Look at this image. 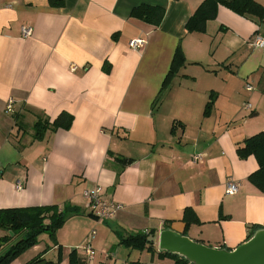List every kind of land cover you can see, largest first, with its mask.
Instances as JSON below:
<instances>
[{"label":"crops","instance_id":"crops-1","mask_svg":"<svg viewBox=\"0 0 264 264\" xmlns=\"http://www.w3.org/2000/svg\"><path fill=\"white\" fill-rule=\"evenodd\" d=\"M202 1L0 0V209L69 207L52 246H65L67 259L71 250L85 258L92 231L86 264H129L150 254L122 245L128 234H153L157 244L172 228L234 248L264 226V191L247 179L257 159L236 153L264 130V46L252 45L264 38V18L221 5L203 31H189ZM143 2L164 7L159 25L130 15ZM133 38L143 46L131 48ZM63 111L69 127L34 138V121ZM228 179L239 182L234 194ZM93 184L123 204L114 218L86 211L82 192ZM187 207L200 223L187 227ZM30 249L9 264L43 252Z\"/></svg>","mask_w":264,"mask_h":264},{"label":"trees","instance_id":"trees-1","mask_svg":"<svg viewBox=\"0 0 264 264\" xmlns=\"http://www.w3.org/2000/svg\"><path fill=\"white\" fill-rule=\"evenodd\" d=\"M226 6L235 13L256 18L262 21L264 18V6L256 0H203L196 8V11L189 17L185 26L187 30L203 31L206 21L215 17L219 6ZM165 9L163 6L139 4L132 8L131 14L153 25H159L163 19ZM212 98V97H211ZM212 103V99L206 102L205 112ZM72 115L66 111L50 120L41 118L34 121V138H42L45 131L56 127H69ZM236 146V153L240 158L254 155L258 162V168L248 175V180L261 191H264V130L247 136ZM69 207L58 206L57 204L10 207L0 209V264H8L15 257L37 244V237L42 233H48L54 238L57 231L63 226L70 214ZM183 220L186 225L200 223L195 212L187 207L184 209ZM125 247L137 251H147L152 259H169L172 262L166 264H193L179 255L158 250L155 235L145 232L128 234L120 240ZM68 264H86L85 258H80L76 251L71 250L68 254ZM159 264V262H153ZM26 264H50L44 257V253H39L31 258ZM129 264H145L139 259L129 260Z\"/></svg>","mask_w":264,"mask_h":264},{"label":"water","instance_id":"water-1","mask_svg":"<svg viewBox=\"0 0 264 264\" xmlns=\"http://www.w3.org/2000/svg\"><path fill=\"white\" fill-rule=\"evenodd\" d=\"M158 250L183 257L193 264H264V226L234 248L214 247L172 228L158 233Z\"/></svg>","mask_w":264,"mask_h":264},{"label":"built area","instance_id":"built-area-1","mask_svg":"<svg viewBox=\"0 0 264 264\" xmlns=\"http://www.w3.org/2000/svg\"><path fill=\"white\" fill-rule=\"evenodd\" d=\"M32 27L30 25H22L20 28V33L22 37H27L31 35ZM128 45L133 48L137 49L143 46L144 39L142 38H133L132 40H128ZM252 45L257 47H263L264 46V38L261 36L255 35V37L252 40ZM76 68L75 65L71 66V69ZM247 90H251L252 87L250 84H246ZM245 107L251 108V104L249 102H245ZM198 159H200V155L198 154H192V160L196 162ZM22 182L20 180L16 181V187L17 189H21ZM239 188V182L233 179H228L226 182V192L228 194H234ZM83 198L86 201V211L89 214H92L93 216L99 218L100 220L103 219H112L114 216L120 211V209L123 208V204L117 201H114L113 199H110L106 197L103 187L101 185L93 184L88 187H86L82 192ZM94 234V231L91 232L90 235L87 237V242L85 243L82 250H84L85 260L86 263L91 261L93 259V250L91 249V238Z\"/></svg>","mask_w":264,"mask_h":264},{"label":"rangeland","instance_id":"rangeland-1","mask_svg":"<svg viewBox=\"0 0 264 264\" xmlns=\"http://www.w3.org/2000/svg\"><path fill=\"white\" fill-rule=\"evenodd\" d=\"M37 239H38L37 244L40 245V250L39 251H43L45 253V259L47 261H49L50 264H63V261H66L65 263L68 264L69 260L65 257V252H66L65 250L67 248L65 246H63V247L59 246V248L52 247L53 243L55 242V237H54V240H53L47 234H42L40 236V238L37 237ZM29 249H27L26 251H28ZM26 251H24V252H26ZM30 251H31V249H30ZM24 252H22L20 255H18L15 258H18L19 256L23 255ZM33 252L35 253L36 251H33ZM149 257H150V255H146L145 253H143L141 258H140V261L144 262L145 264H149V262H150ZM155 260H156V262H159V264H166V263H171L172 262L169 259H167V260L166 259L157 260V258H156ZM11 261H13V260H11ZM117 264H120V263H117Z\"/></svg>","mask_w":264,"mask_h":264}]
</instances>
